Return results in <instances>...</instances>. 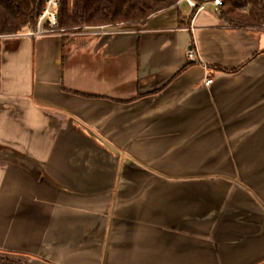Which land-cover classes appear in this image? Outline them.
Instances as JSON below:
<instances>
[{
    "label": "crops",
    "instance_id": "crops-1",
    "mask_svg": "<svg viewBox=\"0 0 264 264\" xmlns=\"http://www.w3.org/2000/svg\"><path fill=\"white\" fill-rule=\"evenodd\" d=\"M186 7L0 36V257L264 264V31Z\"/></svg>",
    "mask_w": 264,
    "mask_h": 264
},
{
    "label": "trees",
    "instance_id": "trees-1",
    "mask_svg": "<svg viewBox=\"0 0 264 264\" xmlns=\"http://www.w3.org/2000/svg\"><path fill=\"white\" fill-rule=\"evenodd\" d=\"M71 0V9L73 7ZM199 2L207 0H197ZM178 0H76L71 20L69 0H60L58 32L79 33L90 28L144 25ZM219 15L231 24L264 31V0H222ZM45 0H0V36L36 27ZM0 264H16L0 258Z\"/></svg>",
    "mask_w": 264,
    "mask_h": 264
},
{
    "label": "built area",
    "instance_id": "built-area-1",
    "mask_svg": "<svg viewBox=\"0 0 264 264\" xmlns=\"http://www.w3.org/2000/svg\"><path fill=\"white\" fill-rule=\"evenodd\" d=\"M213 6V10L216 14H220L223 7L222 0H207L199 2L197 0H178L175 7L183 9L184 6H188L192 12V16H195L198 12L206 10L208 5ZM59 12H60V0H45V7L41 15L38 18L36 27L23 32L22 34L30 38L46 37L54 34H63L56 29L59 24ZM188 58L191 61H197V53L195 49L191 48L188 51ZM205 86L209 87L213 84V80L206 78L204 80Z\"/></svg>",
    "mask_w": 264,
    "mask_h": 264
},
{
    "label": "rangeland",
    "instance_id": "rangeland-1",
    "mask_svg": "<svg viewBox=\"0 0 264 264\" xmlns=\"http://www.w3.org/2000/svg\"><path fill=\"white\" fill-rule=\"evenodd\" d=\"M69 2H70V0H69ZM187 7L185 6V8H184V10H183V12H187ZM0 258H2V259H6V258H3V257H0ZM9 260V259H8ZM9 261H13V260H9ZM16 264H22L21 262H17V261H14Z\"/></svg>",
    "mask_w": 264,
    "mask_h": 264
}]
</instances>
